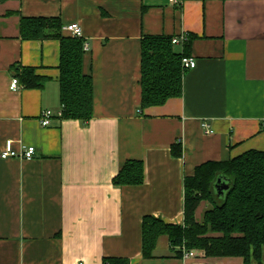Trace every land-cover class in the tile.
<instances>
[{
    "label": "crops",
    "instance_id": "obj_1",
    "mask_svg": "<svg viewBox=\"0 0 264 264\" xmlns=\"http://www.w3.org/2000/svg\"><path fill=\"white\" fill-rule=\"evenodd\" d=\"M174 1L0 2V152L6 141L16 152L35 149L29 160L0 158V264H188L164 235L143 256V218L183 225V180L197 166L264 152V0ZM38 17L81 28L89 46L82 71L93 87L86 125L58 117V39L20 36V19ZM183 35L195 67L181 96L141 109L142 37ZM25 67L45 79L42 88L10 89ZM43 111L52 113L46 127ZM128 160L142 163L143 183L115 187Z\"/></svg>",
    "mask_w": 264,
    "mask_h": 264
},
{
    "label": "trees",
    "instance_id": "obj_2",
    "mask_svg": "<svg viewBox=\"0 0 264 264\" xmlns=\"http://www.w3.org/2000/svg\"><path fill=\"white\" fill-rule=\"evenodd\" d=\"M6 0H0L4 2ZM58 18H21L19 33L24 40L48 37L59 41V101L60 119L78 120L86 125L93 116L91 77L82 71L81 39L63 36ZM170 37L143 36L141 39V101L140 108L161 106L182 94L185 70L181 58L187 56L190 41L181 53L174 50ZM23 88L40 89L45 79L35 75L33 68L14 70ZM171 155L180 158V144H172ZM221 178L228 184L222 196L214 184ZM144 180L140 161L123 163L112 183L115 187L141 185ZM183 225L165 224L151 216L142 220V253L152 257L159 236L167 237L171 249L181 244L186 249L203 253L204 258L237 257L244 264H264V152L247 151L227 161H208L197 166L183 180ZM211 206L201 220L195 213L202 202ZM102 264H124L121 259L105 258Z\"/></svg>",
    "mask_w": 264,
    "mask_h": 264
},
{
    "label": "built area",
    "instance_id": "obj_3",
    "mask_svg": "<svg viewBox=\"0 0 264 264\" xmlns=\"http://www.w3.org/2000/svg\"><path fill=\"white\" fill-rule=\"evenodd\" d=\"M170 2L177 4L176 1L170 0ZM64 32L68 33L71 37L81 39L82 38V31L80 26L77 23H71L63 27L62 29ZM187 40L186 36L183 35L181 37H175L171 39V43L173 45L176 44H183ZM89 50V46L86 42H82V51L87 52ZM181 67L183 70L187 71L190 69H193L195 67V61L188 57H182L181 58ZM22 86L19 83L18 79L16 77H13L10 82V89L13 91H17L21 89ZM60 116V113H58V117ZM52 117V113L50 111H43L39 116V123L41 126L46 127L50 124V119ZM206 128L207 133L210 131L208 130V127L204 125ZM35 153L34 147H22L20 152H16L12 149V142L6 141L4 144V147L2 151L0 152V158L1 159H7V158H19V159H26L29 160L33 157ZM177 250L180 252L181 257L183 261H190L188 264H208L203 257V253L199 251H195L192 249H186L184 244H181L179 247H177ZM77 264H83L82 262H79Z\"/></svg>",
    "mask_w": 264,
    "mask_h": 264
},
{
    "label": "water",
    "instance_id": "obj_4",
    "mask_svg": "<svg viewBox=\"0 0 264 264\" xmlns=\"http://www.w3.org/2000/svg\"><path fill=\"white\" fill-rule=\"evenodd\" d=\"M214 190L217 195L222 196L225 191L228 190V184L223 181L221 178H218L216 180V183L214 184Z\"/></svg>",
    "mask_w": 264,
    "mask_h": 264
},
{
    "label": "rangeland",
    "instance_id": "obj_5",
    "mask_svg": "<svg viewBox=\"0 0 264 264\" xmlns=\"http://www.w3.org/2000/svg\"><path fill=\"white\" fill-rule=\"evenodd\" d=\"M176 50H178V48H176ZM209 208H211V206H210V204L208 203V202H202L201 204H200V206H199V208H198V210H197V212H196V219L197 220H201V218H202V215H203V213L206 211V210H208ZM196 251V250H195Z\"/></svg>",
    "mask_w": 264,
    "mask_h": 264
}]
</instances>
